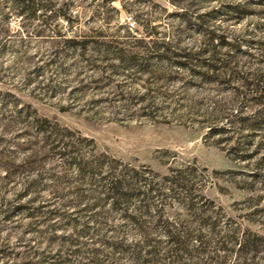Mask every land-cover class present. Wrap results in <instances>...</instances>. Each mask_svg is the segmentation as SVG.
Masks as SVG:
<instances>
[{
	"label": "rangeland",
	"instance_id": "1",
	"mask_svg": "<svg viewBox=\"0 0 264 264\" xmlns=\"http://www.w3.org/2000/svg\"><path fill=\"white\" fill-rule=\"evenodd\" d=\"M247 82L264 0H0V264H222L166 256V219L264 235Z\"/></svg>",
	"mask_w": 264,
	"mask_h": 264
},
{
	"label": "trees",
	"instance_id": "2",
	"mask_svg": "<svg viewBox=\"0 0 264 264\" xmlns=\"http://www.w3.org/2000/svg\"><path fill=\"white\" fill-rule=\"evenodd\" d=\"M35 5L37 3L34 1L33 6ZM263 83L247 82V86L252 85V92L259 93L261 97L264 95ZM105 189L108 194L119 199L127 195L124 191L127 188L123 180L118 177L109 180ZM164 223L166 224L164 232L168 237L167 245H170L165 254L169 258H175L174 261H179L185 256L197 257L200 253H206L210 261H217L216 258H221V263L225 264L228 254L234 250L241 255L251 248L264 250V235L253 233L254 237H252L251 233L241 231L240 228L224 229L220 224H216L206 231L204 227L194 229L187 226H176L169 219H166ZM222 251L225 254L221 256ZM234 264H239V262Z\"/></svg>",
	"mask_w": 264,
	"mask_h": 264
},
{
	"label": "built area",
	"instance_id": "3",
	"mask_svg": "<svg viewBox=\"0 0 264 264\" xmlns=\"http://www.w3.org/2000/svg\"><path fill=\"white\" fill-rule=\"evenodd\" d=\"M129 25L131 26H134L135 25V19L132 15H130L128 18H127V21H126Z\"/></svg>",
	"mask_w": 264,
	"mask_h": 264
}]
</instances>
